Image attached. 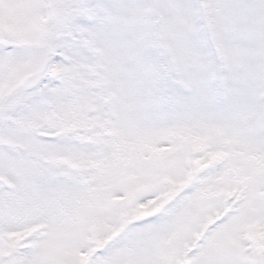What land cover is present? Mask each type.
I'll return each mask as SVG.
<instances>
[{
	"label": "snow or ice",
	"instance_id": "6c2138e0",
	"mask_svg": "<svg viewBox=\"0 0 264 264\" xmlns=\"http://www.w3.org/2000/svg\"><path fill=\"white\" fill-rule=\"evenodd\" d=\"M0 264H264V0H0Z\"/></svg>",
	"mask_w": 264,
	"mask_h": 264
}]
</instances>
